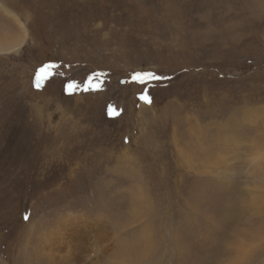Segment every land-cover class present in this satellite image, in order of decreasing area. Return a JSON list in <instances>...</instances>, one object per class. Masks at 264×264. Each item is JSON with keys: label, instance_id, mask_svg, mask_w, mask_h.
<instances>
[{"label": "rangeland", "instance_id": "rangeland-1", "mask_svg": "<svg viewBox=\"0 0 264 264\" xmlns=\"http://www.w3.org/2000/svg\"><path fill=\"white\" fill-rule=\"evenodd\" d=\"M0 264H264V0H0Z\"/></svg>", "mask_w": 264, "mask_h": 264}, {"label": "snow or ice", "instance_id": "snow-or-ice-1", "mask_svg": "<svg viewBox=\"0 0 264 264\" xmlns=\"http://www.w3.org/2000/svg\"><path fill=\"white\" fill-rule=\"evenodd\" d=\"M41 71L43 72L44 69H41ZM132 79H133V82H136V83L143 85L145 90L150 91L147 89V84L153 79H156V80L160 79V77L153 76L151 73H145V74H143V78H141V74L137 73L136 75H134L132 77ZM101 83H97L95 85V87L99 88L101 86ZM37 86H39V84H37ZM68 87L71 88V87H73V85L70 84V85H68ZM141 98L144 99L143 96H141Z\"/></svg>", "mask_w": 264, "mask_h": 264}, {"label": "bare ground", "instance_id": "bare-ground-1", "mask_svg": "<svg viewBox=\"0 0 264 264\" xmlns=\"http://www.w3.org/2000/svg\"><path fill=\"white\" fill-rule=\"evenodd\" d=\"M108 155H109V154H108ZM108 155H107V156H108ZM196 155H197V153H196ZM109 156H110V155H109ZM107 159H108V158H107ZM146 240L149 242V236H148V235H147V239H146Z\"/></svg>", "mask_w": 264, "mask_h": 264}]
</instances>
